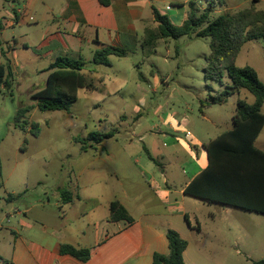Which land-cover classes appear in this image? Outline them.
Instances as JSON below:
<instances>
[{"label":"rangeland","instance_id":"obj_1","mask_svg":"<svg viewBox=\"0 0 264 264\" xmlns=\"http://www.w3.org/2000/svg\"><path fill=\"white\" fill-rule=\"evenodd\" d=\"M7 1L16 8L23 6V2L0 0V16L9 18L12 10ZM189 1L152 0V3L171 17L179 9V3L183 2H186L185 13L189 16ZM194 1L198 8L195 11L197 16L211 7L210 20L221 14L234 15L252 5L257 10H264V0L258 4L252 0H225L222 4L219 0ZM40 28L41 25L29 26L23 22L20 26L6 27L0 36L2 46L20 34L26 35L27 42L25 47L20 46L15 52L18 76L8 77L9 87L3 88L0 93V165L3 172V185L0 187V257L6 261L11 259L14 246L11 228L24 229L22 222L28 207L45 205L50 224L61 222L58 218L62 216L59 203L67 196L61 195L58 188L65 186L68 190L72 189L78 181L80 169L94 172L92 186L88 190L97 201H74L73 206L66 207L69 212L67 219L72 222H75L74 212L88 211L91 205L101 204L111 190L121 196L122 189L131 191L135 187L133 183L142 184L145 179L161 183L162 172L147 158L144 145L149 140H156L162 145L165 143L164 133H174L162 125V118L191 115L195 122L193 126L199 132L201 111L205 110L201 105L209 103L211 96H218L231 84L224 69L220 70L222 78L219 81L205 77L211 39L191 34L159 41L156 51L149 57L141 47L130 45L129 48L135 49V52L126 58L112 57V66L89 64L84 74L105 77L107 89L103 88V92L99 89H79L77 102L70 105L67 111L42 112L38 110L33 96L46 86L47 73L44 70L50 59L38 50L40 37L37 32ZM4 59L0 50V62ZM236 65L253 67L264 84V41L244 44ZM155 76L164 81L158 89L151 84ZM95 82L100 84L97 79ZM118 83L119 88L112 90ZM137 83L141 86L138 87ZM99 87H102L101 84ZM239 98L246 99L250 104L255 101L249 91L241 90L240 94L231 95L223 104L225 106L215 105L208 112L211 118L219 120L220 130L228 128ZM22 107H32L25 118L28 131H23L17 124V112ZM182 117H178L180 121ZM34 124L39 126L38 136L31 134ZM217 128L211 127L210 133H217ZM90 133H115L117 138L104 140V144L98 147L94 141L88 140ZM129 133L137 134L129 135L128 139L131 138L132 142L125 136ZM144 134L147 141L140 139V135ZM172 142L167 143L168 149L178 146ZM129 144L132 148L126 150L124 147ZM85 146H88L86 152ZM91 146L98 148L97 154L90 149ZM101 150L102 160L95 161V157L101 156ZM109 154L113 157L110 158ZM137 155L153 167V171L147 170L149 175L146 177L134 161ZM181 164L174 168L176 173L181 170ZM247 215L242 221L239 219L240 232L243 236L254 238V242L241 249L240 255L233 252L235 257H224V264H254V261L264 259V216L254 212ZM198 216L203 220L201 211ZM228 252L225 251V254Z\"/></svg>","mask_w":264,"mask_h":264},{"label":"crops","instance_id":"obj_2","mask_svg":"<svg viewBox=\"0 0 264 264\" xmlns=\"http://www.w3.org/2000/svg\"><path fill=\"white\" fill-rule=\"evenodd\" d=\"M7 2L11 5L10 1ZM22 2L23 6L19 8L11 5L12 14H9V18L0 16V36L5 31L4 25L7 22H14L8 27L20 26L23 22L29 26L41 25L37 32L40 37L38 50L43 51V56L50 59L49 64L58 58L83 59L87 62L82 70L83 74L89 64H94L93 55L97 50L105 46H114L132 51L127 56L120 57L126 58L135 52V49L129 48L130 45H137L142 49L145 29L157 26L152 0H112L107 7L101 5L99 0H22ZM185 5L186 2L179 3V9H176L171 17L161 9L155 8L161 14L168 15L174 25L180 26L188 17ZM26 45L24 34L13 36L12 40L4 42L3 46L0 42L1 55L5 58L0 64L8 63L13 77L19 74L15 52L18 47ZM86 55H90L91 58H87ZM84 75L94 85L88 90L99 89L103 92V88L107 89L105 77L92 76L91 73L88 76ZM95 79L102 87H99L100 84L96 83ZM162 83L164 84L162 78L155 76L151 84L158 89ZM137 86L141 85L137 83ZM118 88L119 83L111 89ZM234 94H240V91ZM213 106L215 105L207 102L201 105L205 110L201 111L199 132L193 126L195 122L191 115L182 117L179 114L177 117L162 118V125L174 133H164L166 137L162 145L156 140H149L148 144L144 145L147 158L162 172L161 183L145 179L142 184L133 183L135 187L131 191L122 189L121 196L111 190L101 204L91 205L88 211L84 209L86 211L74 212L75 222H72L67 219L69 212L66 207L73 206L74 201L89 203L97 201L88 190L92 186L91 176L94 172L80 169L77 174L78 181L69 189L72 195L67 200L62 198L59 203L62 211V216L58 217L61 220L59 224H50L45 205H41L40 208L36 204L28 207L24 212L25 220L22 222L24 229L20 231L11 228L14 246L11 259L7 261L11 264H154L155 253L163 255L169 253L166 237L168 230L176 231L188 242L183 254L185 264H224L222 261L224 257H235L233 252L240 255V250L249 247V242H254V238L241 234L242 227L239 221L252 212L205 202L185 194L186 187L208 166L205 146L233 128L236 108L231 114L232 121L228 123V128L220 130L219 120H214L208 114L213 110ZM262 111L264 113V106ZM178 117H182L183 120L180 121ZM184 122L185 124H182ZM213 126L218 127L217 133H210ZM112 134L109 139H116L115 133ZM129 135L137 134H126L127 139ZM140 139L147 141L145 134L140 135ZM128 141L132 142V139ZM169 141L178 146L168 149ZM95 144L100 147L104 140ZM130 146L125 145L124 148L129 150L132 148ZM255 146L264 151V128L257 137ZM91 147L90 149L97 154L98 148ZM87 148L88 146L84 148V152ZM101 151L99 153L101 156L95 157V161L102 160L103 150ZM109 157L113 155L109 154ZM134 161L140 166L144 177L149 175L148 169L153 171V167L141 156L137 155ZM179 163H182L181 170L176 173L174 168ZM81 181H84L83 184H80ZM65 189L67 187L59 186L61 195ZM114 200H119L129 211L134 218L133 224L110 220L109 205ZM200 211L203 220L198 216ZM98 212L102 214L99 215ZM63 245L87 249L90 252L89 258L82 261L70 254H63L61 252ZM225 251H229L228 254H225Z\"/></svg>","mask_w":264,"mask_h":264},{"label":"trees","instance_id":"obj_3","mask_svg":"<svg viewBox=\"0 0 264 264\" xmlns=\"http://www.w3.org/2000/svg\"><path fill=\"white\" fill-rule=\"evenodd\" d=\"M107 7L112 0H99ZM225 0H219L222 4ZM257 4L261 0H252ZM189 16L180 26H176L166 14H161L155 7L153 10L156 27H148L144 31L142 50L146 56L152 55L159 41L178 39L196 34L201 38H210L211 53L207 57L205 77L212 81L222 78L220 70L224 69L230 78V86L218 96H211L210 105H223L235 92L249 91L255 98L253 104L239 99L236 114L233 117V128L211 140L205 147L208 154V166L186 187L185 194L209 203L233 206L247 212L264 215V151L256 148L255 141L264 128V84L260 82L258 73L251 66L238 67L236 60L240 50L250 41H264V10H257L252 5L236 14H221L210 20L208 7L197 16L196 1L190 0ZM132 51L124 48L105 46L93 55L96 65H111V57H125ZM87 62L83 59L71 60L58 58L50 63L44 71L47 73L46 86L35 93L38 110L42 112L67 111L69 106L78 100L79 89H91L93 83L82 73ZM11 76L8 63L0 64V93L9 87ZM229 90V91H228ZM32 107H22L17 112V124L23 131H28L25 119ZM25 119V121H22ZM32 135H39V126L32 125ZM113 136L112 133H90L88 140L102 142ZM85 145V144H84ZM87 147V146H85ZM3 172L0 165V187L3 185ZM63 195L67 199L72 195L65 189ZM66 199V200H67ZM110 220L124 221L133 224L134 218L119 200L109 205ZM188 221V218L186 217ZM189 222V221H188ZM169 253L153 255L154 264H185L183 254L188 242L174 230L166 233ZM63 254H70L82 261L89 258V250L78 249L70 245L61 247ZM0 264H11L0 257ZM264 264V259L254 261Z\"/></svg>","mask_w":264,"mask_h":264},{"label":"built area","instance_id":"obj_4","mask_svg":"<svg viewBox=\"0 0 264 264\" xmlns=\"http://www.w3.org/2000/svg\"><path fill=\"white\" fill-rule=\"evenodd\" d=\"M19 12H20V11H19ZM21 13H22V12H21ZM22 14H23V13H22ZM22 14H21V15H22ZM13 23H14V22H7L4 26H5V27H8L9 25H11V24H13Z\"/></svg>","mask_w":264,"mask_h":264}]
</instances>
